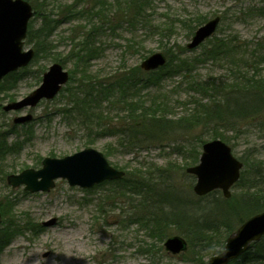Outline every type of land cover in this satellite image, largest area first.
Instances as JSON below:
<instances>
[{
	"label": "rangeland",
	"instance_id": "374dc122",
	"mask_svg": "<svg viewBox=\"0 0 264 264\" xmlns=\"http://www.w3.org/2000/svg\"><path fill=\"white\" fill-rule=\"evenodd\" d=\"M52 1L57 5L76 3V0ZM107 1L113 3L111 10L114 12L117 9L116 0ZM88 3L93 4L92 0H83L79 6ZM255 4L262 5L264 0H155L150 13L163 27L179 17L194 18L199 15L206 17V21L215 15H225L226 19L222 21L216 37L235 35L244 41L264 38V12H249V8ZM40 24L41 19L34 16L29 22V30H34ZM104 26L105 33L100 37L103 52L88 69V74L93 78H108L116 71L140 68L148 55L163 52L169 46L175 50L179 46L186 47L192 36L179 24L172 25L171 36L164 39L149 34L143 27L131 28L113 19ZM70 27L71 24L66 22L52 36L62 55L71 49L70 43L62 39L69 35ZM212 44L209 40L196 49L186 48L185 53H180L181 57L195 64L191 76L179 74L163 79L151 90L157 99H164L168 103L170 117L188 118L194 113L196 105L191 100L194 92L188 89L193 84L192 76L206 81L229 74L224 66L226 64L212 56H203ZM32 46L26 40L24 48ZM53 62L43 55L34 57L17 76L10 74L0 80V141L13 148L0 157V202L3 204L9 200L12 203V213L6 218L3 216V223L7 222L1 225L0 230L18 228L11 242L0 252V264H198L194 260L197 252L203 251V260L208 261L212 255L222 251L228 236L240 225L238 218L232 219L233 231H210L204 235L209 238L191 235L199 230L190 232L187 229L194 218L181 228L169 224L166 229L168 236L181 235L189 242L187 252L175 256L164 248L166 238L162 241L151 236L149 228L134 220L139 215L134 214L135 203L144 199V202L158 204L160 198L157 194L150 195L146 190L144 194L132 196L122 191L124 183L114 181L82 188L58 178L48 192H30L23 185L13 188L7 183L6 176L10 173L17 174L26 168H41L46 156L64 157L93 147L102 151L109 163L125 171L128 177L137 175L140 179L142 176L144 182L154 183L170 202L176 203V199L203 202L193 191L196 177L186 171L187 167L199 163L202 152L199 141L208 140L202 126L191 128V122H176L167 133L160 134V137L166 135L165 139L145 141L128 151L119 146L117 136L90 137L75 120H66L57 112V109L64 107L67 94L44 100L36 107L5 111L7 104L25 98L40 85L43 73ZM64 67L70 71L72 64L65 63ZM261 69L264 72V65ZM28 113L34 117L30 123L16 125L13 122L14 118ZM113 115L116 120L117 112ZM223 133L230 139L226 142L234 156L244 162L242 180L232 187V197L226 198H234L232 204L239 208L242 204L241 194L258 190L264 192V117L255 123L245 122L239 132ZM212 198L215 196L209 199ZM165 212L162 211V214ZM53 219H56L53 225H43ZM230 264H264V259L245 261L240 257Z\"/></svg>",
	"mask_w": 264,
	"mask_h": 264
},
{
	"label": "trees",
	"instance_id": "16d2710c",
	"mask_svg": "<svg viewBox=\"0 0 264 264\" xmlns=\"http://www.w3.org/2000/svg\"><path fill=\"white\" fill-rule=\"evenodd\" d=\"M29 1L35 5V16L41 19L39 27L29 30L27 36V41L35 49V57L43 55L44 58L62 65L68 62L72 64L70 80L60 92V96L67 94L66 103L57 112L66 120H75L90 137L113 134L117 136L121 148L132 151L142 142L165 139L166 135L160 137L162 132L167 133L176 122L184 121L191 122V128L202 126L208 139L221 138L230 141L223 132H239L240 126L245 122L255 123L264 117V72L261 69L264 65V38L240 41L237 36L228 35L209 39L213 44L203 56H212L226 64L224 66L229 74L227 77L210 78L206 81H199L192 76L193 84L188 89L194 92L191 99L196 105L194 113L188 118L174 119L168 114V103L164 99H157L151 90L163 79L179 74L183 77L191 76L195 64L180 54L187 51L186 47L179 46L178 50L167 47L163 51L168 58L167 64L157 71L144 72L141 68L134 67L116 71L108 78H93L88 74V69L103 52L100 37L105 33L104 24L112 22V19L131 28L143 27L149 34L164 39L171 36L175 24L186 28L189 35H193L206 17H179L172 20L173 24L163 27L150 13L155 0H116L117 9L114 12L111 10L113 3L107 0H92L93 4L88 3L86 6H79L83 0L65 5H57L52 0ZM249 10L251 13H262L264 4H255ZM225 19L226 16L222 15V21ZM66 22L72 27L68 29L69 35L62 39L65 38L70 43L71 49L62 55L52 36ZM18 73L20 72L11 75L17 76ZM114 112L118 114L117 121L114 120ZM199 142L203 144L205 141L201 139ZM12 149L5 141H0V157ZM144 179L142 176L138 179L137 175L132 178L126 175L114 183H124L122 191L132 196L144 194L146 190L150 195L157 194L160 198L158 204L153 201L144 202V199L135 203L134 214L139 215L134 220L142 222L149 228L151 236L162 241L168 236L166 229L169 224L181 228L194 218L193 224L187 229L190 232L199 229L191 235L201 237L210 231L225 229L231 232L233 218H238V224H241L253 214L264 210L263 190L241 194L242 204L239 208L233 206L234 198L225 199L219 190L199 197L203 202L176 199L175 203L170 202L161 190L158 191L154 183L151 185L144 182ZM241 180L242 178L236 185ZM213 195L215 198L209 199ZM11 207L9 200L3 204L0 202V211L4 218L12 213ZM162 211H166L165 214ZM4 229L0 230V252L11 242L18 230ZM202 252L195 255L194 260L198 264L204 262ZM253 252L254 255H251ZM252 257L264 259V237L259 242H254L241 256L245 261L253 260Z\"/></svg>",
	"mask_w": 264,
	"mask_h": 264
},
{
	"label": "water",
	"instance_id": "95a60500",
	"mask_svg": "<svg viewBox=\"0 0 264 264\" xmlns=\"http://www.w3.org/2000/svg\"><path fill=\"white\" fill-rule=\"evenodd\" d=\"M32 5L27 0H0V79L11 71L26 66L34 56V50H23L27 35L28 22L33 16ZM220 17L208 20L200 26L187 47H198L217 30ZM167 61L162 52L149 55L141 67L146 71L156 70ZM69 80V73L60 63H54L44 73L42 84L17 102L7 104L6 111L19 110L26 106H36L43 98L53 99ZM33 118L31 114L17 117L15 123H25ZM199 164L187 168V172L196 175L194 192L204 196L215 189H222L226 198L231 197V187L239 180L243 163L233 154L231 147L221 139H213L203 144ZM41 169L28 168L19 174L7 176V182L13 188L25 185L31 192L50 191L57 178H65L71 186L91 188L106 180L120 179L125 171L113 167L105 155L88 147L74 154L57 157H45ZM56 219L44 222L50 226ZM2 214L0 212V226ZM264 236V211L257 213L241 224L226 241L225 248L219 254L203 264H227L243 254L250 244ZM165 249L178 255L187 249L186 240L174 235L166 239Z\"/></svg>",
	"mask_w": 264,
	"mask_h": 264
}]
</instances>
